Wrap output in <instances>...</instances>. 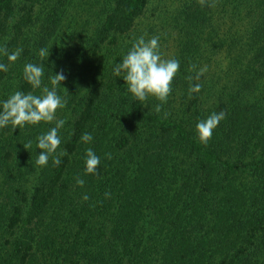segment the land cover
I'll use <instances>...</instances> for the list:
<instances>
[{
	"label": "trees",
	"instance_id": "1",
	"mask_svg": "<svg viewBox=\"0 0 264 264\" xmlns=\"http://www.w3.org/2000/svg\"><path fill=\"white\" fill-rule=\"evenodd\" d=\"M149 3L0 0V46L23 49L14 63L0 54V102L41 94L23 78L27 63L44 66L49 88L63 71L67 100L58 166L35 163L36 138L55 122L0 129V264H264V0H177L156 17ZM158 34L180 62L159 113L160 101L134 99L113 74L136 39ZM191 64L207 71L189 98ZM221 111L201 143L196 124Z\"/></svg>",
	"mask_w": 264,
	"mask_h": 264
},
{
	"label": "clouds",
	"instance_id": "2",
	"mask_svg": "<svg viewBox=\"0 0 264 264\" xmlns=\"http://www.w3.org/2000/svg\"><path fill=\"white\" fill-rule=\"evenodd\" d=\"M197 3L203 7H216L217 0H197ZM160 37L153 36L145 39L144 36L136 39L124 55L122 61L117 63L113 69V74L117 77L123 76L126 82L127 92L138 101L146 102L149 97H154L160 104L155 106L154 111L161 112V105L167 103L168 97L172 92V82L180 68V62L176 58H164L160 51ZM22 48H17L9 53L6 46H0V54L7 57L9 63L16 62ZM49 49L41 48L39 56L42 60L48 57ZM196 65L191 64L188 71L195 72V76H188L190 82L188 95L192 97L194 93H199L202 85L199 83L192 84L191 81H198L207 71V67H202L196 71ZM0 71L7 72L8 64L0 63ZM44 76V66L27 63L23 69V78L31 86L33 90L40 89L41 94L35 95L33 92L25 94L16 91L5 101L0 102V129L12 126L22 129L26 125H38L41 122L52 123L55 126L50 128L46 133L37 136L36 147L41 150L35 163L38 167H45L51 158L54 166H58L61 157L66 155L65 151H58L61 145L60 130L64 127L66 121L63 119L56 120L57 110L63 109L67 100L57 94V87L61 82L66 80L63 71L50 77L51 88L42 86V78ZM67 92V89H64ZM68 93V92H67ZM69 94V93H68ZM226 113H211L206 119L196 124V133L199 141L207 144L212 137L213 130L218 124L225 119ZM93 137L90 133H84L81 136L83 143H90ZM26 150L32 148V141L29 140L23 144ZM107 159H111V154H105ZM100 164V157L97 156L91 148L85 152V175H95L97 167ZM76 184L83 187L84 180L76 177ZM110 193L106 192L105 197H110ZM83 199L87 200L85 195Z\"/></svg>",
	"mask_w": 264,
	"mask_h": 264
},
{
	"label": "rangeland",
	"instance_id": "3",
	"mask_svg": "<svg viewBox=\"0 0 264 264\" xmlns=\"http://www.w3.org/2000/svg\"><path fill=\"white\" fill-rule=\"evenodd\" d=\"M149 2L150 3L148 5V9H147L148 11L146 10L147 11V17H148V13H149L150 10L153 11L154 16L156 15V12H155V10H154L153 7L162 5L163 3L171 4V6H173L177 2V0H149ZM152 20H153V18H152ZM157 36H160V34H158ZM152 37L153 36H151V37L148 36L147 39H150ZM159 44H160V51H161L162 55L164 57H166L167 53H169L172 50V47H173V39L170 38V37H167V39H166L165 42H163V41L160 40L159 41ZM219 57H221V56H219ZM211 65H212V63L210 64V68H211Z\"/></svg>",
	"mask_w": 264,
	"mask_h": 264
}]
</instances>
